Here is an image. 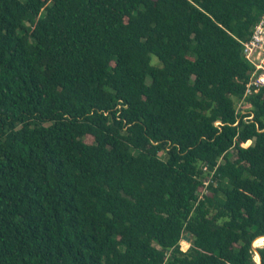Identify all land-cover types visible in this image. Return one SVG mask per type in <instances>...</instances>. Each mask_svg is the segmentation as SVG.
Here are the masks:
<instances>
[{
  "label": "trees",
  "instance_id": "16d2710c",
  "mask_svg": "<svg viewBox=\"0 0 264 264\" xmlns=\"http://www.w3.org/2000/svg\"><path fill=\"white\" fill-rule=\"evenodd\" d=\"M263 16L0 0V264H264V88L243 96L240 44Z\"/></svg>",
  "mask_w": 264,
  "mask_h": 264
},
{
  "label": "built area",
  "instance_id": "2783aa9c",
  "mask_svg": "<svg viewBox=\"0 0 264 264\" xmlns=\"http://www.w3.org/2000/svg\"><path fill=\"white\" fill-rule=\"evenodd\" d=\"M240 44L242 55L251 67L243 95L246 97L264 88V16L255 26H252L250 35L246 40L240 41Z\"/></svg>",
  "mask_w": 264,
  "mask_h": 264
},
{
  "label": "rangeland",
  "instance_id": "374dc122",
  "mask_svg": "<svg viewBox=\"0 0 264 264\" xmlns=\"http://www.w3.org/2000/svg\"><path fill=\"white\" fill-rule=\"evenodd\" d=\"M153 59H154V61H156L155 58H153ZM85 142L86 143H90L91 142L90 138L87 137L85 139ZM228 156L231 159H234V152L233 151H230ZM202 193L207 194L206 191H205V189L202 190ZM190 238H191L190 235H187V233H184L182 235L181 242H180V248H181V250L185 251L189 247V244H190V241H191Z\"/></svg>",
  "mask_w": 264,
  "mask_h": 264
},
{
  "label": "bare ground",
  "instance_id": "6f19581e",
  "mask_svg": "<svg viewBox=\"0 0 264 264\" xmlns=\"http://www.w3.org/2000/svg\"><path fill=\"white\" fill-rule=\"evenodd\" d=\"M257 241H258V240H257ZM256 244H257L256 242L253 243L254 246H255ZM262 246H264V242L261 241V242H258V244H257L255 247H262ZM258 260H259V259H258V256H256V261L258 262ZM257 262H256V263H257Z\"/></svg>",
  "mask_w": 264,
  "mask_h": 264
},
{
  "label": "water",
  "instance_id": "95a60500",
  "mask_svg": "<svg viewBox=\"0 0 264 264\" xmlns=\"http://www.w3.org/2000/svg\"><path fill=\"white\" fill-rule=\"evenodd\" d=\"M187 235H189V234L187 233ZM253 248L256 249L257 247H254V245H253ZM256 255L258 256V259H259L258 262H257V264H259V262H260V257H259V255H258L257 252H256Z\"/></svg>",
  "mask_w": 264,
  "mask_h": 264
}]
</instances>
